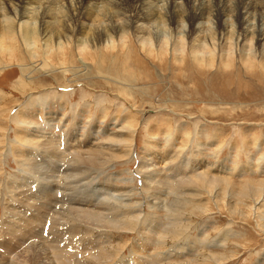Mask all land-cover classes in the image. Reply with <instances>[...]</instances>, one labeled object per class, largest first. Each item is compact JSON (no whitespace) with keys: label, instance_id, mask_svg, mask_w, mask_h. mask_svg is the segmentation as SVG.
<instances>
[{"label":"rangeland","instance_id":"rangeland-1","mask_svg":"<svg viewBox=\"0 0 264 264\" xmlns=\"http://www.w3.org/2000/svg\"><path fill=\"white\" fill-rule=\"evenodd\" d=\"M1 34L0 229L28 210L31 242L49 252L68 251L56 238L72 252L73 227L80 259L107 242L124 244L117 264H151L157 253L198 263L217 244L233 255L227 264H264V0H0ZM117 136L127 142L109 141ZM96 149L114 160L106 169L67 171ZM45 151L57 156L42 163ZM149 170L169 184L158 200L144 188ZM201 175L219 179L215 189L175 188ZM187 199L206 215L181 214L192 225L184 236H162L167 208ZM118 203L134 204L126 216L144 217L140 228L110 238L65 217L77 206L110 218ZM4 225L0 256L12 260L25 245ZM161 238L171 240L159 249Z\"/></svg>","mask_w":264,"mask_h":264},{"label":"bare ground","instance_id":"bare-ground-1","mask_svg":"<svg viewBox=\"0 0 264 264\" xmlns=\"http://www.w3.org/2000/svg\"><path fill=\"white\" fill-rule=\"evenodd\" d=\"M8 30V29H7ZM2 32H5L3 29H2ZM7 32V31H6ZM3 34V33H2ZM2 34L0 36H2ZM5 35V34H4ZM29 35V34H28ZM2 38V37H1ZM3 39V38H2ZM59 50L61 49L60 47L58 48ZM5 52V51H4ZM3 52V53H4ZM123 134V133H122ZM133 139V138H132ZM28 143H32L34 142V140H26ZM110 142L114 143V144H119V143H124V142H127V140L123 139L121 136H117V137H114V138H110L109 139ZM127 144V143H126ZM111 146V145H110ZM109 146V147H110ZM115 146V145H114ZM48 151V150H47ZM45 151V152H47ZM41 152V151H40ZM51 152V151H50ZM54 152V151H53ZM56 155H55V154ZM54 153H43L41 160L42 158L44 160H42L44 163L45 162V159H49L54 157V156H57V152H54ZM73 153V152H71ZM76 154V153H75ZM74 155V154H73ZM72 155V156H73ZM106 154H103V152H100V150H92V152H90L87 156H84L82 157L80 154H76L74 157L71 158V161H73V165L72 167L69 166V169L67 171H69L70 169H74L73 171H76L78 174H79V179L83 178L85 179L86 177H88V175L90 174V170H93V173L91 171V175H95V174H98L99 171L101 172L103 169H106L107 168V165L111 162V161H114L112 160V158L110 160H106V162H102V158L103 156H105ZM130 155V154H129ZM108 156V155H106ZM127 156V154H126ZM118 157V156H117ZM122 157H125V156H122ZM107 158V157H106ZM110 158V157H109ZM108 159V158H107ZM74 166V167H73ZM51 167V166H50ZM53 167V166H52ZM48 168V167H47ZM57 168V167H56ZM43 168L41 167H37L34 165L33 167V170L35 172H38L40 173V171L42 170ZM58 169V168H57ZM173 174H176V173H180L179 170L177 169H174V168H171L170 169ZM49 171V170H48ZM47 172V170H46ZM46 172H41V173H45L44 177H47L48 173ZM146 172V171H145ZM157 171L155 170H149V173L147 172L144 176V188H145V191L146 192H152V198H156L155 196L160 193L163 192L162 188L163 187H166L168 186L169 184H166L165 181L161 182V179H158L156 180L155 177V173ZM144 173V172H143ZM47 174V175H46ZM158 174V173H156ZM183 174V173H182ZM201 174V173H200ZM203 174V173H202ZM90 175V176H91ZM177 175V174H176ZM199 175V174H197ZM43 176V175H42ZM50 177V176H49ZM68 177V176H67ZM73 177V176H72ZM78 177V176H77ZM214 177V176H213ZM70 178V177H69ZM219 178V177H218ZM71 179V178H70ZM167 179V178H166ZM189 178V180L187 181H181L180 182H176V184L174 183V185L176 186L175 188H177V186H179V189H183V186L186 185L187 189L189 188V185H194V186H197L199 187L200 189H203V190H207L206 188L209 187L210 189H215V184H214V181H218L219 179H210L207 177H205V175H201V176H198L197 178H194V179H191ZM88 180V179H87ZM173 181V179H171ZM183 180V179H182ZM68 181V180H67ZM168 181V180H167ZM76 182V181H75ZM171 182V181H170ZM50 183L47 182V184ZM173 183V182H171ZM261 183V182H260ZM44 184V183H42ZM78 184V183H77ZM45 185V184H44ZM43 185V186H44ZM50 185V184H49ZM52 185V184H51ZM82 185V184H81ZM85 185V184H84ZM107 185V184H106ZM110 185V184H109ZM109 185H107L106 187H108ZM171 185V184H170ZM46 186V185H45ZM53 186V185H52ZM104 188H105V184L103 185ZM74 187V186H73ZM83 187V186H82ZM100 187V186H99ZM97 187V188H99ZM191 187V186H190ZM48 188V187H46ZM65 188V187H64ZM75 188H76V185H75ZM85 188V187H84ZM87 188V187H86ZM85 188V189H86ZM97 188H94L92 189L93 191L96 190L97 192L96 193H93V195H98V193L100 192ZM102 188V187H100ZM109 188V187H108ZM107 188V189H108ZM111 188V187H110ZM168 189V188H167ZM170 189V188H169ZM168 189V190H169ZM193 189V188H192ZM260 189H262L260 187ZM79 190V189H78ZM81 190V189H80ZM102 190V189H101ZM111 190L114 191V193H118L120 192V190L117 192V190L113 189V187L111 188ZM195 190V189H194ZM43 191V190H42ZM48 191H51V189H49ZM66 191V190H65ZM103 191V190H102ZM68 192V191H67ZM77 192V191H76ZM80 192V191H78ZM95 192V191H94ZM76 194H79V193H76ZM119 195V198H126L124 201H127L129 199V193H118ZM129 194V195H128ZM75 195V194H74ZM90 195V194H89ZM102 194H100L101 196ZM150 195V194H149ZM195 195V196H194ZM64 196V195H63ZM164 196V195H163ZM189 196H192V197H197L196 194H190V195H186V198L189 197ZM131 197V196H130ZM185 197V196H184ZM28 200V199H27ZM115 200V199H114ZM155 200H158V198H156ZM163 200V199H162ZM90 200L86 201L85 200H81L80 203H78V205H83V206H87V204H90L89 203ZM161 201V200H160ZM76 202H78L76 200ZM122 202V201H121ZM157 202V201H156ZM104 203V202H103ZM106 203V202H105ZM104 203V206L108 205V204H105ZM130 203V202H129ZM162 202H159L157 204H155L156 207L159 208V205L161 204ZM176 203V205L173 207V208H167V211H170L171 212V215L169 216H166V221L165 223L162 222L163 224L162 225H166V229L164 230V232L161 234L162 236L166 237V238H169V237H172L173 239L177 240L178 238H180V236H182L183 232L187 229H189L192 225L190 224L191 220L189 219V221H185V223H183V216L182 215H189L191 216L192 214V211L193 210H197L200 215L204 214L205 212V209L202 207V206H197L194 205L191 200L187 199L183 202H174ZM27 204V203H25ZM32 204V203H31ZM39 204V203H38ZM49 204V203H48ZM159 204V205H158ZM28 205V204H27ZM30 205V204H29ZM76 205V204H75ZM100 205V204H99ZM133 205L134 204H128V203H125V204H119L118 203V206L116 207L115 205V209H109V210H112L109 215H110V218H107V216L103 215L101 210L100 212H96V213H89V211H84V210H80L79 211L77 210V206L76 208H72L71 210H73V213H66L67 215L65 216L66 218L70 217V218H73L74 219V222L75 223H80V224H86V225H89L91 227H95L96 229H100V230H107L110 235L109 237L111 238L113 235L112 233H121V234H124V233H131V232H134L136 231V229L140 228L141 227V222L143 221L144 217H140V215H135V216H126L127 214H132V211H133ZM136 205V204H135ZM34 206V205H33ZM37 206V205H36ZM90 207V206H89ZM103 207V206H101ZM107 207H110L107 206ZM137 207V206H136ZM42 208V207H40ZM107 209V208H106ZM161 209V208H160ZM70 211V209H69ZM108 211V209H107ZM135 211V210H134ZM139 211V210H138ZM9 212V211H8ZM27 212H30L28 210H25V214ZM140 212V211H139ZM24 213H22V216L21 217H18L17 219L19 220L20 223H23V225H19L20 223H17L16 227H13L11 224V222H8V221H5V223L7 222V227H8V230L11 232L12 231V234L10 233L11 237L14 236V239H18V243L19 244H23L25 245V248L22 250V251H18L19 253L14 256V258L12 260H6V258H3L0 256V264H117L116 263V260L118 259V257L122 256L120 255L121 252L124 250V244L123 243H120L118 244V248L115 246V245H112L110 247H106L107 245V242H104L102 243V245H104L105 247H103L102 249H96L97 247L96 246H93V251H90L88 253L87 256H83V258L80 259L81 255H82V252H84V249L85 248H81L80 244H78V240H79V237H80V234H81V231L78 232V230L76 229H73V227H70L68 228V236L70 237V239H77V243H73L74 246H73V249H72V252H71V248L68 244H69V241L71 240H66V241H61L60 239L56 238V241L58 244H66L67 245V249L65 250H68V251H63V250H57V246H52L51 247V250L55 253H52L49 252V249H47L46 247H44V245H41V244H36L35 240H38V236L37 237H34L31 233H29V226H31V224H33V221H35L34 219H37V217H35L34 214L32 213H27L28 217L25 218L24 216H26ZM104 213V212H103ZM46 214V213H44ZM182 214V215H181ZM41 215V214H40ZM206 215V214H204ZM16 216V215H15ZM12 217V216H11ZM39 217V216H38ZM42 217V216H41ZM173 217V218H172ZM103 218V219H102ZM172 218V219H171ZM135 219V221H134ZM33 220V221H32ZM154 220L156 221V218H154ZM153 220V221H154ZM65 221V220H63ZM154 221V222H155ZM70 222V221H69ZM4 223V224H5ZM144 223V222H143ZM156 223V222H155ZM3 224L2 228L0 229V233L2 234H5L4 233V230L6 229L5 225ZM27 225V226H25ZM20 226V227H19ZM18 227V229H16ZM84 227V226H83ZM151 227H152V224H151ZM158 229H159V226H157ZM157 227L154 231L157 230ZM66 228V227H65ZM90 229V228H89ZM152 229V228H151ZM140 230V229H139ZM192 230V229H191ZM95 233V231H94ZM106 233V232H105ZM103 231L102 232H99L98 234H102L104 237H105V234ZM154 233V232H152ZM93 234V233H92ZM133 234V233H132ZM185 234V233H184ZM183 234V236H184ZM83 235H86V233H83ZM60 236V235H58ZM94 236V235H93ZM92 236V237H93ZM161 236V237H162ZM23 237V238H22ZM40 237V236H39ZM32 242L31 240L34 239ZM48 238V237H47ZM9 239V238H8ZM94 240H104L103 237L100 238L99 236H94L93 237ZM223 241H226V237H223L221 238ZM59 240V242H58ZM92 240V239H90ZM171 240V239H170ZM169 239H160L158 241V246L156 248H159L161 246H164L163 242L164 241H170ZM221 240V241H222ZM11 241V240H9ZM40 241V240H39ZM73 241V240H72ZM180 241V240H179ZM182 241V240H181ZM3 242V241H2ZM28 242H30L28 244ZM45 242V241H44ZM81 242V245H87L84 240H80ZM46 243V242H45ZM159 243H161V246L159 245ZM13 244V243H12ZM16 245V244H15ZM18 245V244H17ZM65 245V246H66ZM90 245V243H89ZM98 245V244H97ZM1 246V245H0ZM20 246V245H19ZM64 246V247H65ZM99 246V245H98ZM156 246V245H155ZM181 246V245H180ZM9 247V246H7ZM16 247V246H14ZM142 247V246H141ZM145 247H142L141 249H143V251L145 252ZM184 247V246H183ZM207 247H209V245H207ZM221 247L222 251L220 252H216V253H213L212 251H209L207 253V255L204 257V258H201L200 260H198V263H194V262H188L186 264H226L229 262L228 260L231 259L233 257V255H228L226 252V250H223L224 249V246L222 247L221 245L217 246V244H214L212 245L211 247L209 248H219ZM152 248H154V246H152ZM5 249V248H4ZM8 249V248H7ZM60 249V248H59ZM140 249V248H139ZM179 249V248H178ZM194 249V248H193ZM21 250V249H20ZM151 250V249H150ZM150 250L148 251L149 254H150ZM7 251V250H6ZM16 251V250H15ZM86 251V250H85ZM154 251V250H153ZM141 252V251H140ZM142 253V252H141ZM8 254V253H7ZM12 254V253H11ZM84 254V253H83ZM87 254V253H86ZM160 258H157V260L155 262H152L151 264H165L164 260H166L167 258L171 257L170 254H167V253H163L162 256L160 255V253H157ZM206 254V253H205ZM231 254V253H230ZM78 256V257H77ZM137 256V255H135ZM147 256V255H146ZM153 255H151L152 257ZM123 257V256H122ZM139 257V256H138ZM166 258V259H165ZM81 260V261H79ZM144 260V259H143ZM173 260V259H171ZM130 261H127V263H129ZM169 263V262H168ZM167 263V264H168ZM135 264V263H134ZM139 264H150V263H147V262H143V261H140ZM169 264H181V263H169Z\"/></svg>","mask_w":264,"mask_h":264}]
</instances>
